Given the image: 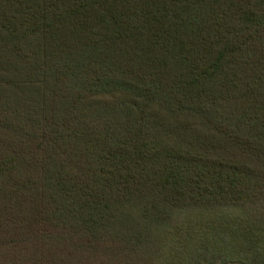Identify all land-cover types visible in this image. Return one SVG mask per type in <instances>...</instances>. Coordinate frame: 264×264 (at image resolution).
<instances>
[{
    "label": "trees",
    "instance_id": "16d2710c",
    "mask_svg": "<svg viewBox=\"0 0 264 264\" xmlns=\"http://www.w3.org/2000/svg\"><path fill=\"white\" fill-rule=\"evenodd\" d=\"M0 264H264V0H0Z\"/></svg>",
    "mask_w": 264,
    "mask_h": 264
}]
</instances>
